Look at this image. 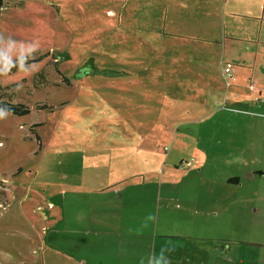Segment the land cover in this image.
I'll list each match as a JSON object with an SVG mask.
<instances>
[{
    "label": "rangeland",
    "instance_id": "1",
    "mask_svg": "<svg viewBox=\"0 0 264 264\" xmlns=\"http://www.w3.org/2000/svg\"><path fill=\"white\" fill-rule=\"evenodd\" d=\"M178 5L5 0L0 100L29 112L0 108V264H78L91 212L122 198L145 233L264 253V75L237 88L193 21L171 28Z\"/></svg>",
    "mask_w": 264,
    "mask_h": 264
},
{
    "label": "crops",
    "instance_id": "2",
    "mask_svg": "<svg viewBox=\"0 0 264 264\" xmlns=\"http://www.w3.org/2000/svg\"><path fill=\"white\" fill-rule=\"evenodd\" d=\"M167 1L171 6L174 0ZM165 19L169 21V16ZM190 21H193L196 28L195 35L208 41V50L213 51L217 58L221 56L220 64L225 67L230 65L236 72L237 88L240 86L249 89V78L257 81V77H263L264 0H180L176 17L171 21V28H180L181 24L188 28ZM175 31L178 30H173V35L182 33ZM126 178L127 176L123 175L122 183ZM227 182L238 183L239 180L229 179ZM120 193L122 190L119 188H115L111 193L117 202L121 199ZM166 196L172 200L174 206L173 194ZM123 201L124 198L121 200L120 210L95 207L98 214L94 216L91 212L92 222L87 234L80 235V238L78 235L75 237V243L81 250L80 257L69 252L70 259L78 264H173L175 257V264H185L184 261L188 264H210L214 257L221 264H264V253L257 252L254 249L255 244L244 242L238 251L232 243H228V238H214L216 242L211 240L206 244L202 239L194 240L193 237L197 235H183L180 230L184 227L180 226L165 228L163 233L158 232V228L154 233H145L142 229L128 224L137 212V204L131 202V205ZM143 202L141 200V203ZM162 207L157 209L158 213ZM134 209L136 212H133ZM177 210L182 213L183 207ZM227 210L223 211L224 215H230L231 212ZM188 216L191 214L187 213L184 219H189ZM219 216L218 213L212 214L214 218ZM200 220L197 230L203 232L205 222L203 217H200ZM168 223L175 224L176 221ZM139 258L142 262H139Z\"/></svg>",
    "mask_w": 264,
    "mask_h": 264
},
{
    "label": "trees",
    "instance_id": "3",
    "mask_svg": "<svg viewBox=\"0 0 264 264\" xmlns=\"http://www.w3.org/2000/svg\"><path fill=\"white\" fill-rule=\"evenodd\" d=\"M4 9H5V0H0V21H1L2 12ZM0 108L10 111L11 113H14V114H21V113L29 112L26 106L15 105L11 101H5L3 99L0 100ZM233 180L238 181L239 179L234 178V177L230 178V181H233Z\"/></svg>",
    "mask_w": 264,
    "mask_h": 264
},
{
    "label": "built area",
    "instance_id": "4",
    "mask_svg": "<svg viewBox=\"0 0 264 264\" xmlns=\"http://www.w3.org/2000/svg\"><path fill=\"white\" fill-rule=\"evenodd\" d=\"M225 75L227 79H230L232 81L236 80V77H237L230 65H227L225 67Z\"/></svg>",
    "mask_w": 264,
    "mask_h": 264
}]
</instances>
